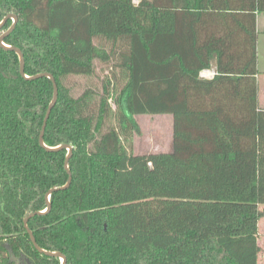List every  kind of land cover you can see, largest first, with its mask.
Listing matches in <instances>:
<instances>
[{
	"label": "trees",
	"instance_id": "16d2710c",
	"mask_svg": "<svg viewBox=\"0 0 264 264\" xmlns=\"http://www.w3.org/2000/svg\"><path fill=\"white\" fill-rule=\"evenodd\" d=\"M11 13L5 43L28 76L58 85L44 141L73 147L70 187L28 222L38 245L68 264H259L264 0H0V23ZM96 61L111 65L100 101L74 97L67 79ZM53 96L0 46V264L4 239L41 259L24 220L69 180L68 151L39 143ZM140 115H172V152L135 153Z\"/></svg>",
	"mask_w": 264,
	"mask_h": 264
},
{
	"label": "rangeland",
	"instance_id": "374dc122",
	"mask_svg": "<svg viewBox=\"0 0 264 264\" xmlns=\"http://www.w3.org/2000/svg\"><path fill=\"white\" fill-rule=\"evenodd\" d=\"M264 63L263 58L261 57ZM111 65L100 61L95 62V74L92 77L72 76L66 81L74 97L82 96L86 91L93 90L99 102L104 93V82L110 72ZM260 88L262 92L261 101L264 102V67L260 72ZM140 133L134 139V150L137 155L149 153L171 152L173 149V121L171 115H140L136 117ZM261 260L264 264V217L259 221Z\"/></svg>",
	"mask_w": 264,
	"mask_h": 264
},
{
	"label": "water",
	"instance_id": "95a60500",
	"mask_svg": "<svg viewBox=\"0 0 264 264\" xmlns=\"http://www.w3.org/2000/svg\"><path fill=\"white\" fill-rule=\"evenodd\" d=\"M10 19H12L13 25L7 32L3 33L0 36V46L2 48H4L5 50L14 51V52L17 53V55L19 56V59H20V73H21L22 77H24L26 80H30V81L31 80H37V79H40V78H48V79L51 80V82L53 84V87H54L53 100H52V102H51V104H50V106L48 108V111H47L45 119H44L43 128H42V131H41L40 137H39V143H40L42 148H44L46 151L51 152V153L58 152V151H61V150H67L68 151L67 158H66V161H65V169H66V171H67V173L69 175L68 183L65 186L61 187V188L56 187V188L51 189L46 195V204H47L46 210L30 214L29 216H27L25 218L24 224H25V228H26V230H27V232H28V234L30 236L32 244L34 245L35 249L40 254H43L45 256L52 257V258H59V259L62 260V262H63L62 264H66V257L62 253L47 251V250L42 249L38 245L32 230L28 227V221L32 217H34L35 215H45L48 212H50V210L52 208L51 197H52L53 193L57 192L59 190H65V189L70 187L71 182H72V174H71V171H70L69 163H70V159L72 157L73 147L71 145H69V144L59 145V146H55V147H50L44 141V136H45V131H46V127H47V124H48V120L50 118V115L52 113L53 108L55 107V105H56V103L58 101V94H59L58 85H57L55 77L51 73H48V72L40 73V74H37V75H34V76H28L25 73V58H24L23 52L21 51V49H19L17 47H14V46H11V45H7L5 43L6 37L8 35H10L14 31V29L16 27V24H17V22L19 20L18 16L13 14V13L7 15L0 23V30L6 25V23Z\"/></svg>",
	"mask_w": 264,
	"mask_h": 264
},
{
	"label": "crops",
	"instance_id": "0c3cea01",
	"mask_svg": "<svg viewBox=\"0 0 264 264\" xmlns=\"http://www.w3.org/2000/svg\"><path fill=\"white\" fill-rule=\"evenodd\" d=\"M257 28H258V75H257V80H258V86H259V104H260V106L262 108H264V102L261 101L262 92H261V88H260V84H259V82H260V72L262 71V68L264 67V63L262 62V59H261V57H262L263 60H264V14L258 15ZM206 73H207V76L205 77V79L210 80V79L214 78V76L216 75V65H215V63L213 64V66H212V68L210 70H206ZM212 73H215V75L212 76ZM263 98H264V95H263ZM172 121H173V117H172ZM163 153H170V151L169 152H163ZM260 234H261V231L259 230L258 243H259V245L261 247ZM261 256L262 255L259 256V264H260Z\"/></svg>",
	"mask_w": 264,
	"mask_h": 264
},
{
	"label": "flooded vegetation",
	"instance_id": "af4514ba",
	"mask_svg": "<svg viewBox=\"0 0 264 264\" xmlns=\"http://www.w3.org/2000/svg\"><path fill=\"white\" fill-rule=\"evenodd\" d=\"M33 218V217H32ZM29 222V221H28ZM24 227H25V224H24ZM29 227V226H28ZM26 229V228H25ZM28 233V232H27ZM3 244L2 247L6 249V252L8 254V257H9V263L10 264H54L53 263V260L51 259H55V260H58L59 261V264H62V260L59 259V258H52V257H49L51 259H45L43 258L45 255L43 254H40L34 247V249L39 253L41 257V259H39V257H37V254L34 255L33 257L29 256L28 254H26L25 250H21L19 251V255H16L13 251V249L7 244V239H4L3 240ZM32 242V241H31ZM37 242V241H36ZM54 252H59V251H54ZM62 253V252H60ZM6 254V255H7ZM63 254V253H62ZM65 257H66V264H68V258L65 254H63ZM48 257V256H46Z\"/></svg>",
	"mask_w": 264,
	"mask_h": 264
},
{
	"label": "built area",
	"instance_id": "2783aa9c",
	"mask_svg": "<svg viewBox=\"0 0 264 264\" xmlns=\"http://www.w3.org/2000/svg\"><path fill=\"white\" fill-rule=\"evenodd\" d=\"M214 75H215V73H212V76H214ZM206 76H207L206 71H203V72L201 73V77L205 78Z\"/></svg>",
	"mask_w": 264,
	"mask_h": 264
}]
</instances>
